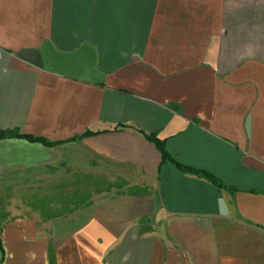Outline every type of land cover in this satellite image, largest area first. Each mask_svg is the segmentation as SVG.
Masks as SVG:
<instances>
[{
    "label": "crops",
    "instance_id": "obj_1",
    "mask_svg": "<svg viewBox=\"0 0 264 264\" xmlns=\"http://www.w3.org/2000/svg\"><path fill=\"white\" fill-rule=\"evenodd\" d=\"M6 131L56 144L0 139V184L121 185L9 211L0 264H264V0H0Z\"/></svg>",
    "mask_w": 264,
    "mask_h": 264
},
{
    "label": "rangeland",
    "instance_id": "obj_2",
    "mask_svg": "<svg viewBox=\"0 0 264 264\" xmlns=\"http://www.w3.org/2000/svg\"><path fill=\"white\" fill-rule=\"evenodd\" d=\"M112 184L121 185L117 182ZM112 184L108 183L106 175H100L92 182H88L84 177L82 182L77 180L45 185L0 184V225L8 218L9 211L24 210L27 213L34 210L38 211L42 218L67 213L84 205L91 192L107 189ZM30 185L31 188H27Z\"/></svg>",
    "mask_w": 264,
    "mask_h": 264
},
{
    "label": "trees",
    "instance_id": "obj_3",
    "mask_svg": "<svg viewBox=\"0 0 264 264\" xmlns=\"http://www.w3.org/2000/svg\"><path fill=\"white\" fill-rule=\"evenodd\" d=\"M89 134H90L89 132H86V133L82 134L81 136H79L78 138L84 137V136L89 135ZM145 137L148 141H150L155 146V148L159 152L161 162H164V161L172 162L174 164V166L178 170H180L181 172L187 173V174H192V175L198 176L200 178H203L218 188L222 187V184L220 182H218L216 179H214L211 175H209L205 172H202V171H197V170H193V169L181 166V165L173 162L171 160V158L163 150L162 143L160 141H158L154 136L147 135ZM4 138H20V139H24L28 142H38V143H41L42 145H45V146H50V145L56 144V143L47 142V141L40 139V138H34L31 136L21 135V134H17L15 132H9V131L0 132V139H4ZM1 251L2 250L0 248V253H1Z\"/></svg>",
    "mask_w": 264,
    "mask_h": 264
}]
</instances>
